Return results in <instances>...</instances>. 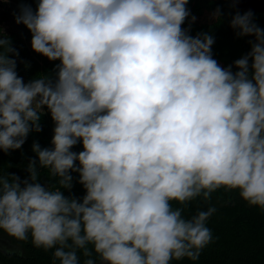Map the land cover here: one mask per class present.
<instances>
[{
    "label": "clouds",
    "instance_id": "clouds-1",
    "mask_svg": "<svg viewBox=\"0 0 264 264\" xmlns=\"http://www.w3.org/2000/svg\"><path fill=\"white\" fill-rule=\"evenodd\" d=\"M35 3L21 0L15 22L58 63L26 82L0 28V152L21 149L45 114L53 135L33 141L27 176L0 172V233L52 264H179L213 242L216 208L186 216L192 201L225 189L264 210V28L251 10L229 21L250 50L222 67L215 37L182 27L196 20L189 0Z\"/></svg>",
    "mask_w": 264,
    "mask_h": 264
},
{
    "label": "trees",
    "instance_id": "trees-1",
    "mask_svg": "<svg viewBox=\"0 0 264 264\" xmlns=\"http://www.w3.org/2000/svg\"><path fill=\"white\" fill-rule=\"evenodd\" d=\"M11 1L15 4L16 11H11V14L4 11L0 14L2 29L3 23L9 21L11 15L15 20V14L19 11L21 0ZM192 1L189 0V3ZM25 2L29 3L33 9L36 8L35 0H25ZM216 8L222 9L224 14L219 23L211 19V13ZM235 11L236 9L228 0H195L189 19L195 16L197 21L189 25V21L186 20L182 26L186 29L190 27V34L193 36L201 32L212 34L215 37V43L212 46L213 58L218 63H222L223 67L232 64L250 50L248 40L252 38H237L229 27L231 15ZM254 21L264 28V13H254ZM20 25L23 30H26L27 39L30 42H26L23 36L17 33L7 34L3 29L4 34L11 41L12 48L19 53L17 57H14L17 60L18 75L27 82L37 73H52L58 61H49L35 53L31 48V33L23 24ZM26 64L28 67H25ZM41 127L42 131L39 133L29 134L21 149L8 153L0 152V172L16 173L22 178L27 176L24 167L28 159L34 156L31 151L33 141L38 142L41 147L51 146L54 123L48 114L41 118ZM73 150L80 151L82 147L77 145ZM73 176L72 194L82 196L84 190L79 183H76L78 176L76 174ZM39 179L42 183L58 186V178L52 177L47 170H40ZM65 194L68 195V192L66 191ZM209 206L216 208V212L207 223L213 232V242L202 250L198 260L193 262L185 259L179 264H264V210L249 206L236 192L220 189L213 193L210 204L197 199L185 208L184 214L191 216L199 210H207ZM0 237L11 240L21 248L17 252L0 250V264H52L51 252L33 246L30 239L26 242H17L4 233H0Z\"/></svg>",
    "mask_w": 264,
    "mask_h": 264
},
{
    "label": "water",
    "instance_id": "water-1",
    "mask_svg": "<svg viewBox=\"0 0 264 264\" xmlns=\"http://www.w3.org/2000/svg\"><path fill=\"white\" fill-rule=\"evenodd\" d=\"M233 6V5H232ZM236 10L245 12L251 10L255 14L264 13V0H240L238 4L233 6ZM4 252L20 251V247L11 242V240L0 237Z\"/></svg>",
    "mask_w": 264,
    "mask_h": 264
},
{
    "label": "rangeland",
    "instance_id": "rangeland-1",
    "mask_svg": "<svg viewBox=\"0 0 264 264\" xmlns=\"http://www.w3.org/2000/svg\"><path fill=\"white\" fill-rule=\"evenodd\" d=\"M194 2H195V0H193L191 3L187 4V8L190 10V13L193 9ZM14 6H15V4L11 0H9L8 3H5L4 0H0V14L4 11L9 12V14H11V11H13V12L16 11L14 9ZM195 21H197V18ZM2 26H3L5 33H7V34L17 33L18 35L23 36V38L26 40V42H30L27 39L26 30L25 29L23 30L22 26L15 22L14 17H12V15H11L9 21L3 23ZM219 64L223 67L222 63H219ZM2 238H4V237H2ZM4 239H6V238H4Z\"/></svg>",
    "mask_w": 264,
    "mask_h": 264
}]
</instances>
